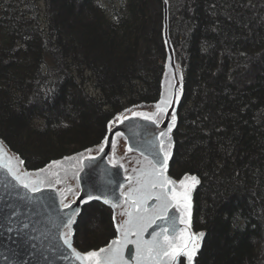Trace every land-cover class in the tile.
Segmentation results:
<instances>
[{"label": "trees", "instance_id": "trees-1", "mask_svg": "<svg viewBox=\"0 0 264 264\" xmlns=\"http://www.w3.org/2000/svg\"><path fill=\"white\" fill-rule=\"evenodd\" d=\"M166 1L183 79L169 173L200 181L195 264H264V0ZM166 59L163 0H0V138L28 170L96 146L158 102ZM114 237L109 208H83L79 251Z\"/></svg>", "mask_w": 264, "mask_h": 264}, {"label": "water", "instance_id": "water-1", "mask_svg": "<svg viewBox=\"0 0 264 264\" xmlns=\"http://www.w3.org/2000/svg\"><path fill=\"white\" fill-rule=\"evenodd\" d=\"M163 1L164 43L167 59L163 85L157 103L169 96V94H171L174 102L169 105L167 114L161 117L158 124L135 117L125 120L123 123H115L110 128V122H113L115 117L125 115L131 117L132 112L151 114L156 111L157 103L127 108L109 121L106 135L100 144L53 160L37 170H28L24 163H18L23 160L10 150L0 138V148L3 150L5 159L14 157L15 159L12 160V163L33 177L48 176L49 166L54 161L61 162L58 167L52 169L58 173L61 182L55 183L57 177L49 176L48 178L53 181V184L50 186L45 182V184L40 185V190L35 193L19 186L6 170L0 168V264H82L81 261H78L73 256L71 249L67 248L63 243L64 233L67 232L64 223L70 213V210L64 207L66 203L72 204L73 208L79 209L78 214L73 217L74 223L71 236L72 247L78 252L83 254L88 251L81 252L74 246L75 226L83 208L92 203H101L112 212L115 237L100 248L106 247L112 240L117 239L119 236L117 227L119 223H122L123 219H126V217L119 215L122 208H113L111 204L105 203L103 198H94L88 201L87 194L91 193L93 197H96L103 192L113 203L123 205L124 197L122 193L126 191L129 184L127 177L136 175L133 170L142 166L145 162V157L152 159L155 156L158 150L159 132L167 131L169 127H171V132L169 133L171 149L167 174L170 178L177 181L185 176L175 179L169 173L175 147L173 132L177 126V112L183 96V79L169 38L167 1ZM172 115L176 116L174 125L171 120ZM117 132L121 133V135L117 136L115 134ZM106 140L115 141V146L105 143ZM99 148H103L104 151H98ZM129 148L132 151H128ZM80 154H83V157ZM110 161L113 162L110 163ZM41 169L44 171L41 172ZM199 184L200 181L191 194V231L197 234L202 233L196 232L193 228L194 194ZM117 185H122L123 187H118ZM69 188L72 189L71 192L68 191ZM155 203V200L149 201V205H154ZM170 214L177 217L176 227L178 229L183 228L184 225L179 223V213L172 210ZM9 225L14 231H7ZM160 226H162V222L157 221V224L144 233L143 238L150 240L153 230L159 231ZM130 238L134 240L136 237L133 235ZM203 240L204 235L199 241L200 247L194 256L192 264H195ZM100 248L89 251H97ZM129 249L132 251L129 252ZM123 256L125 264H137L135 245H127L124 248ZM182 262L188 264L186 257H180L177 264ZM145 264H151V262H145Z\"/></svg>", "mask_w": 264, "mask_h": 264}, {"label": "snow or ice", "instance_id": "snow-or-ice-1", "mask_svg": "<svg viewBox=\"0 0 264 264\" xmlns=\"http://www.w3.org/2000/svg\"><path fill=\"white\" fill-rule=\"evenodd\" d=\"M173 102L171 94H169L157 103L155 112L151 114L132 112L131 117L126 115L117 116L113 122H110L109 127L111 128L115 123H123L125 120L135 117L158 124L161 117L167 114L168 107ZM171 120L174 125L176 116L172 115ZM170 132L171 127L167 131L159 132L158 150L155 156L152 159L145 157L142 166L133 170L136 175L127 177L129 184L126 191L122 193L124 197L123 205L113 203L103 192L96 197H93L91 193L87 194L88 201L94 198H103L104 202L111 204L113 208H122L119 215L126 217L117 227L118 238L112 240L106 247L83 254L72 247L73 217L78 214L79 209L73 208L72 204H64V207L69 209L70 213L64 223L67 232L64 233L63 243L71 249L73 256L82 264H125L124 248L130 244L135 245L137 264H145L149 261L151 264H177L180 257H186L188 264H192L200 247L199 241L204 235L203 233L197 234L191 231V194L199 180L196 176L185 175L177 181L168 176V161L171 149ZM115 134L117 136L121 135L119 132ZM105 143L115 146V141L106 140ZM98 151L103 152L104 149L99 148ZM128 151H132V149L129 148ZM80 156L83 157V154H80ZM13 159L15 158L6 160L3 150L0 148V168L6 170L19 186L30 192L39 191L40 185L45 184V182L51 186L53 181L48 178L49 176L57 177L55 183L61 182L58 173L52 170L60 165L61 162L59 161H54L49 166L48 176L33 177L14 165L12 163ZM112 162L110 161V163ZM18 163H23V161ZM120 166L122 167V165ZM40 171L43 172L44 170L41 169ZM117 186L123 187L122 185ZM68 191L71 192L72 189L69 188ZM151 200H155L156 203L149 205ZM172 210L179 213V223L184 225L183 228L178 229L176 227L177 217L170 214ZM157 221L162 222L159 231L153 230L151 239L145 240L143 238L144 233L157 224ZM7 231L12 232L14 230L9 225ZM133 235L136 237L134 240L130 238ZM131 251L129 249V252Z\"/></svg>", "mask_w": 264, "mask_h": 264}, {"label": "rangeland", "instance_id": "rangeland-1", "mask_svg": "<svg viewBox=\"0 0 264 264\" xmlns=\"http://www.w3.org/2000/svg\"><path fill=\"white\" fill-rule=\"evenodd\" d=\"M181 264H184V262H183V263H181Z\"/></svg>", "mask_w": 264, "mask_h": 264}]
</instances>
